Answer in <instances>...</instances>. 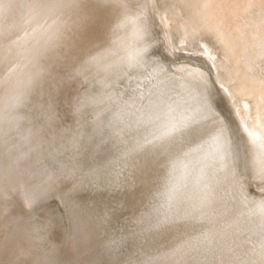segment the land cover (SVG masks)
<instances>
[{
  "label": "bare ground",
  "instance_id": "bare-ground-1",
  "mask_svg": "<svg viewBox=\"0 0 264 264\" xmlns=\"http://www.w3.org/2000/svg\"><path fill=\"white\" fill-rule=\"evenodd\" d=\"M93 2L0 0V264H264V137L212 63L165 35L156 0H96L129 34L133 68L124 81L103 72L81 40ZM32 66L61 129L49 172L19 102ZM177 113L194 140L169 158L162 116Z\"/></svg>",
  "mask_w": 264,
  "mask_h": 264
},
{
  "label": "rangeland",
  "instance_id": "rangeland-1",
  "mask_svg": "<svg viewBox=\"0 0 264 264\" xmlns=\"http://www.w3.org/2000/svg\"><path fill=\"white\" fill-rule=\"evenodd\" d=\"M171 1L172 4H163L156 0V15L165 35L182 51L198 53L212 63L216 77L229 88L244 122L264 137V0ZM245 61L254 65L253 71ZM226 227L225 221L217 223L219 232Z\"/></svg>",
  "mask_w": 264,
  "mask_h": 264
},
{
  "label": "water",
  "instance_id": "water-1",
  "mask_svg": "<svg viewBox=\"0 0 264 264\" xmlns=\"http://www.w3.org/2000/svg\"><path fill=\"white\" fill-rule=\"evenodd\" d=\"M99 11H101V8L96 0H94L92 6L87 8L89 16L84 20L82 19L83 22L81 21V27L88 29V31L82 34L81 40L84 38L83 42H87L86 44L89 46V50L93 49L95 51L94 59L96 63L100 65V69L103 72L109 74L116 80L124 81L125 77L130 73L129 69L133 70V68L128 65L129 59L125 58V54L128 52L127 39L129 34L123 35L122 32L115 27L112 17L105 14L103 11L98 14ZM89 43L92 46H90ZM82 51L83 53L86 52L87 47L83 46ZM193 51L196 52V50ZM186 54L188 55L189 53L187 52ZM50 56L51 55H49V58ZM190 56L196 55L191 54ZM196 57L198 58L199 56ZM248 62L249 61H245V64L253 71L254 65ZM136 65L139 66L138 62H136ZM33 68L35 69L34 72H30L31 74L26 76L27 80H23L22 82L19 102L22 103L26 101L30 104L29 116H27V129H29L31 143L34 146V157L39 164L40 170L49 172L59 161L61 151V129L55 126L52 117L54 103L52 104L53 101L50 98L52 91L51 80L43 79L42 72L35 67ZM12 74H15L14 70ZM218 84L217 82V85ZM197 99L199 100V98ZM131 100L132 98H129L127 102ZM134 100L136 101L137 97ZM167 118L168 121L162 116V131L169 134L167 141L168 145L165 148V152L170 151L168 157L171 158L185 148L186 145H182L183 135H188V141L194 140V132L192 126H185L189 124L188 117L183 118L180 113H177L174 119L169 115H167ZM151 140L152 138L147 140V142ZM236 143H239V141L237 140ZM262 163L264 164V160H262ZM246 171H248L249 174V167H246ZM259 186L264 187V183L259 184ZM262 195H264V192ZM21 196L22 194L20 195V201H22ZM30 208L31 207H27L28 210H30ZM4 217L5 211L1 210L0 223L5 221Z\"/></svg>",
  "mask_w": 264,
  "mask_h": 264
}]
</instances>
